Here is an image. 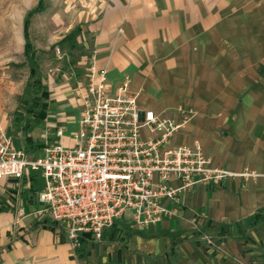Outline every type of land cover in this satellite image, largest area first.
Here are the masks:
<instances>
[{"label": "crops", "instance_id": "obj_1", "mask_svg": "<svg viewBox=\"0 0 264 264\" xmlns=\"http://www.w3.org/2000/svg\"><path fill=\"white\" fill-rule=\"evenodd\" d=\"M92 2V17L82 31L92 40L91 60L105 70L112 92L128 79L139 109L175 122L189 113L166 148L197 141L213 165L258 175L183 191L177 205L166 203L173 215L148 228L120 221L114 231L123 243L108 241L109 228L101 242L84 241L76 254L63 233L34 216L41 208L40 179H4L0 264H227L242 253L250 260L264 255L254 250L264 235V0ZM48 97L42 122L28 112L16 131L3 110L17 106L21 93L0 104V128L30 155L39 153L44 134L32 137V125L43 124L49 137L62 129L66 145L77 128L80 101L69 88ZM257 212L262 213L258 225L247 227ZM196 224L218 234L219 253L210 255L194 243Z\"/></svg>", "mask_w": 264, "mask_h": 264}, {"label": "built area", "instance_id": "obj_2", "mask_svg": "<svg viewBox=\"0 0 264 264\" xmlns=\"http://www.w3.org/2000/svg\"><path fill=\"white\" fill-rule=\"evenodd\" d=\"M88 65L70 145L57 128L50 137L45 131L39 153L30 155L0 130V181L39 178L41 208L34 216L51 223L57 235L63 233L75 254L82 252L84 241L101 242L105 230L120 221L148 228L173 215L166 203L177 205L183 191L257 177L213 165L197 141L166 148L190 120L189 113L182 112V120L175 122L141 110L128 79L112 92L105 70L92 60Z\"/></svg>", "mask_w": 264, "mask_h": 264}, {"label": "rangeland", "instance_id": "obj_3", "mask_svg": "<svg viewBox=\"0 0 264 264\" xmlns=\"http://www.w3.org/2000/svg\"><path fill=\"white\" fill-rule=\"evenodd\" d=\"M92 1L0 0V104L4 97L21 93L17 106L12 103L3 110L13 131L17 123L28 118V112L42 113L49 93L62 91L65 86L79 100L76 89L86 82L93 53L92 40L82 31L92 17ZM31 127L32 137L37 139L45 131L43 124ZM42 141H38L40 146ZM114 230L115 226L108 233V241L120 245L124 237ZM195 231L192 240L198 247L210 255L219 253L218 234H210L212 230L202 224H196ZM223 233L221 229L220 235ZM254 246L255 251L264 253V235L257 237ZM243 254L230 256L227 264H257L264 260V255L250 260Z\"/></svg>", "mask_w": 264, "mask_h": 264}, {"label": "trees", "instance_id": "obj_4", "mask_svg": "<svg viewBox=\"0 0 264 264\" xmlns=\"http://www.w3.org/2000/svg\"><path fill=\"white\" fill-rule=\"evenodd\" d=\"M43 96L42 97H44V99H47L48 97H47V95L45 94V93H43L42 94ZM44 106V105H43ZM30 113L32 114V117L34 118V120H36L37 122H42V120L46 117V112H45V108H43V110H42V113H34V112H32V111H30ZM42 146H39V147H37V148H41ZM262 217V213L261 212H257L256 214H255V216L251 219V220H248L247 221V227H253V228H256V226L258 225V223H259V220H260V218ZM48 226L50 227H52V224L50 223V224H48ZM114 226V225H113ZM112 226V227H113ZM111 227V228H112ZM110 228V229H111ZM194 234H196V231L194 232ZM104 238V237H103ZM102 238V239H103ZM224 260H225V258H224Z\"/></svg>", "mask_w": 264, "mask_h": 264}]
</instances>
